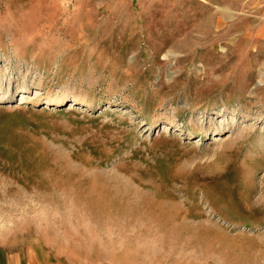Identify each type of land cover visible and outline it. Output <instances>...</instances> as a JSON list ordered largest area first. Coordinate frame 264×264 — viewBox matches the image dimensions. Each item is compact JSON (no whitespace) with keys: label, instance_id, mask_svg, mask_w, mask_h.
I'll list each match as a JSON object with an SVG mask.
<instances>
[{"label":"rangeland","instance_id":"obj_1","mask_svg":"<svg viewBox=\"0 0 264 264\" xmlns=\"http://www.w3.org/2000/svg\"><path fill=\"white\" fill-rule=\"evenodd\" d=\"M249 5L0 0V256L264 264V23Z\"/></svg>","mask_w":264,"mask_h":264},{"label":"crops","instance_id":"obj_2","mask_svg":"<svg viewBox=\"0 0 264 264\" xmlns=\"http://www.w3.org/2000/svg\"><path fill=\"white\" fill-rule=\"evenodd\" d=\"M245 3L249 1L250 5V16L254 17L255 19H259L261 23H264V0H244ZM258 22V23H259ZM257 23V24H258ZM20 256L18 254L12 255V257H8L7 255H2L0 256V264H22L21 259L19 258ZM31 264L32 262H36V257L35 255H31ZM51 259V258H50ZM35 264H40V263H35Z\"/></svg>","mask_w":264,"mask_h":264},{"label":"bare ground","instance_id":"obj_3","mask_svg":"<svg viewBox=\"0 0 264 264\" xmlns=\"http://www.w3.org/2000/svg\"><path fill=\"white\" fill-rule=\"evenodd\" d=\"M214 16V15H213ZM212 23V22H211ZM213 25H211V26H213L214 28H215V26H216V28L217 29H220V28H222L223 26H225V24H224V22L223 21H221L220 20V18L219 19H217V20H215V21H213ZM207 28V27H206ZM203 31V30H202ZM201 31V32H202ZM213 32V31H212ZM203 33V32H202ZM206 33V32H205ZM207 33H209L208 31H207ZM212 34V33H211ZM205 35V34H204ZM207 35V34H206ZM202 37V36H201ZM198 38V37H197ZM216 44V43H215ZM218 44V43H217ZM19 96H21L20 97V100H19V104L18 105H16V108L17 107H20V106H22L23 104H25V102H27L26 100V98H28L27 97V95H26V93H22V94H20ZM2 99L0 98V103H2ZM63 102H65V99H49L48 101H47V103L44 105V108L45 109H47V108H51V107H53V106H60ZM76 106V104L74 103L73 104V102L71 103V105H70V107H75ZM108 109H110V106H104V107H102L101 108V110H103V112L102 113H104V112H107V110ZM85 110V109H84ZM186 219V218H185ZM139 223V222H138ZM135 229V228H134ZM144 232V231H143ZM142 232V233H143Z\"/></svg>","mask_w":264,"mask_h":264}]
</instances>
